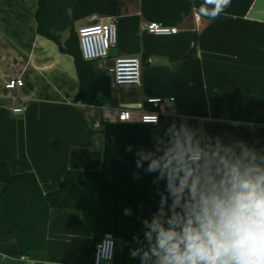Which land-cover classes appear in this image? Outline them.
Wrapping results in <instances>:
<instances>
[{"label": "crops", "instance_id": "obj_1", "mask_svg": "<svg viewBox=\"0 0 264 264\" xmlns=\"http://www.w3.org/2000/svg\"><path fill=\"white\" fill-rule=\"evenodd\" d=\"M38 2L0 0V162L12 174L34 172L44 192L54 191L69 170L101 168L106 135L116 157L137 168L136 153L161 154L156 148L160 140L167 142L173 123L186 124L202 143L242 142L264 156V0H231L212 21L195 18L204 0H72L67 15L75 31L94 19L116 20L117 44L108 64L134 56L143 63V85L113 84L104 106L76 102L74 58L38 33ZM151 22L179 31L154 35L145 29ZM68 36L62 33L63 40ZM195 42L196 54L188 58ZM17 78L24 85L8 89ZM171 97L174 106L161 104L157 124L139 117L117 120L115 110L123 104L145 106L149 99ZM18 107L25 112L15 113ZM3 187L0 181V194ZM115 242L113 264H122L123 240ZM93 261V233L80 209L51 210L44 251L25 257L16 240L0 243V264Z\"/></svg>", "mask_w": 264, "mask_h": 264}, {"label": "clouds", "instance_id": "obj_2", "mask_svg": "<svg viewBox=\"0 0 264 264\" xmlns=\"http://www.w3.org/2000/svg\"><path fill=\"white\" fill-rule=\"evenodd\" d=\"M230 5L204 0L199 14L212 21ZM166 136L156 148L161 154L136 153L137 168L164 182L157 214L143 221L149 246L142 264H264V156L242 142L202 143L184 123H173Z\"/></svg>", "mask_w": 264, "mask_h": 264}, {"label": "trees", "instance_id": "obj_3", "mask_svg": "<svg viewBox=\"0 0 264 264\" xmlns=\"http://www.w3.org/2000/svg\"><path fill=\"white\" fill-rule=\"evenodd\" d=\"M72 0H39L37 30L53 40L60 52L74 58L79 80L76 102L104 106L113 93V77L99 67L98 60L83 58L77 32L67 15ZM64 18V19H63ZM69 31L63 40L62 33ZM196 42L188 58L195 56ZM146 108L154 109L146 103ZM139 173V179H134ZM149 174L115 155V144L106 135L102 166L96 171L69 170L60 187L44 192L34 172L12 174L6 162H0V243L16 240L23 256L44 251L47 247L50 213L53 208L82 210L93 233V253L105 237L123 240L122 264H142L148 249L147 229L143 221L152 220L160 207L164 182L153 183ZM168 203L171 204V198ZM131 215H124V209ZM137 256L133 257L132 252ZM153 259L143 264H153Z\"/></svg>", "mask_w": 264, "mask_h": 264}, {"label": "built area", "instance_id": "obj_4", "mask_svg": "<svg viewBox=\"0 0 264 264\" xmlns=\"http://www.w3.org/2000/svg\"><path fill=\"white\" fill-rule=\"evenodd\" d=\"M196 20L200 19V14H195ZM146 31L154 35H173L177 34V27L163 26L156 22L148 23L145 26ZM79 39V45L83 58L88 60H98L99 66L104 67L106 71L112 74L113 84L115 85H133L142 86V60L140 57H116L108 64L110 51L117 44L118 28L116 20L94 19L90 23L79 26L76 30ZM24 85L22 78L9 81L6 85L8 89H14ZM155 109L149 110L144 105L123 104L115 112L117 120L121 122H130L139 120L143 124H157L161 120V112L158 108L164 103L168 107H173L175 98L169 99L152 98L148 100ZM15 113H24L23 107L14 108ZM115 239L111 236L105 237L100 241L94 251L93 264H113L115 256Z\"/></svg>", "mask_w": 264, "mask_h": 264}, {"label": "water", "instance_id": "obj_5", "mask_svg": "<svg viewBox=\"0 0 264 264\" xmlns=\"http://www.w3.org/2000/svg\"><path fill=\"white\" fill-rule=\"evenodd\" d=\"M110 74V73H109ZM112 76V74H110Z\"/></svg>", "mask_w": 264, "mask_h": 264}]
</instances>
